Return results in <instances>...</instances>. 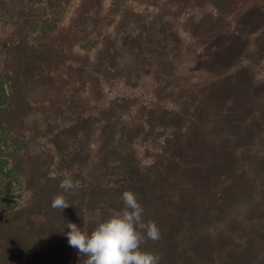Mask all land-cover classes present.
<instances>
[{"label":"trees","instance_id":"obj_1","mask_svg":"<svg viewBox=\"0 0 264 264\" xmlns=\"http://www.w3.org/2000/svg\"><path fill=\"white\" fill-rule=\"evenodd\" d=\"M103 1L88 0L70 30L55 36L60 7L70 0H0V28L9 29L0 36V213L7 214L0 220V264H84L66 224L91 233L123 209L127 190L143 206V220L160 228L158 241L142 245L159 264H264V69L242 54L257 45L248 42L236 55L219 49L207 74L183 70V53L163 52L171 24L155 15L141 33L125 31L116 40L133 63L112 77L78 53L69 58L62 46H103L105 67L113 65L107 29L96 33L113 22L98 13ZM109 1L116 15L126 0ZM201 1L214 16L198 23L214 34L183 32L188 45L202 39V48L211 41L224 46L228 21L246 0ZM203 56L192 63L211 60ZM63 64L64 75L42 73ZM87 74L96 98L72 81L84 85ZM148 77L154 84L140 100L139 79ZM65 173L79 182L69 192L59 187ZM60 193L72 204L63 211L51 207Z\"/></svg>","mask_w":264,"mask_h":264},{"label":"rangeland","instance_id":"obj_2","mask_svg":"<svg viewBox=\"0 0 264 264\" xmlns=\"http://www.w3.org/2000/svg\"><path fill=\"white\" fill-rule=\"evenodd\" d=\"M70 2L71 4H73L74 2L75 3L70 7ZM70 2L66 6L63 3L60 7V9L62 8L60 14H62L63 16L60 23L58 24L59 27L57 32L54 33L55 36H59L62 34V32L70 30L71 25L74 22H77L81 13L87 11L90 8L88 0H75L74 2L73 0H70ZM193 2L195 3V5L189 9L185 8L184 4L178 3V1L176 0H126L123 3V10L116 15H113L109 13L110 1L105 0L98 6V13L100 16H106L108 20L112 19L113 22L108 25V22L106 20V22H103L104 25L100 26L101 29L96 30V33L102 34L105 28L107 29V37L112 41V43L110 44H112L114 46V49L116 50V53L111 59L114 60L113 65L111 67H105V62L102 60L104 56L103 54L105 52V50L102 49L103 46L91 50L82 48L80 49L79 46L70 49V44L65 43L62 45L64 46L63 51H65L66 56L69 55V58L70 53H78L82 60H85L87 63H90L92 65L98 66L105 72H109L112 77L121 76L124 72L129 71L130 66L133 63V56L128 50L120 48V45H118L116 40L123 36L125 31H133V35L141 33V31L144 29V26H148L149 22L152 21L155 15H159L163 18V20L168 21L169 25L171 24L169 28L164 31L168 35V42L166 43L167 46L165 47V49H163V52H172L175 54H177V52H179V54L183 53L181 55H185V57H182V59L177 62V64H179L184 61L182 63V68H184L183 70H185L187 66L193 68L200 67L201 69H204V74H207L208 71H212L215 68L217 60L213 59L217 58L216 52H218L219 49L226 47L224 52L225 54H228L231 51V53H234V55H236L238 54V50L240 48H244V46L248 42L250 44L253 43V45L257 46L250 50V56L246 52H243L242 54H244V58L247 60L251 58V62H258L260 64V67L263 63L264 69V0L244 1V5H242L244 9H241L240 7L241 15H238V13H236L238 18L236 20L234 19L228 21L231 23V26L228 34L229 36L225 37H229L226 44H224L223 46L220 45V41H211L208 46H205L203 48L202 46L204 45H201L202 39L194 40L191 44L188 45V43H190V40L187 39V35L183 32H186L188 34H195V32H198L199 34L209 35L210 37V35L214 34V32H212V30L209 31L208 28L205 29V24L200 22L198 23V21H200L199 19L203 17L204 14H206L203 19L213 23V21L210 20L211 16L209 15L214 16V12L211 7L209 8V6H207V4H205L201 0H193ZM250 6L251 8H249ZM236 10H238V6ZM127 12L133 13L131 18H128ZM224 23H219L217 27L218 33L216 36L218 38L222 37L221 32L223 29L219 30V27L223 26ZM215 26L217 25L215 24ZM8 30L9 29H7V27L0 28V36H4ZM68 40H70V38H68ZM179 41L187 44V46L181 45ZM60 42V38L56 40V43ZM229 45H233V47ZM200 53L201 55L206 56V59L209 57L211 58V60L209 62L203 60L202 63L196 61L200 64H193L192 62H194V55L197 56ZM67 64L70 65V60L69 62H67ZM66 72L67 66L65 64L60 65L57 68L56 66H53V70L50 72H47L45 70L42 71V73H45L44 75H50L52 77H55L56 75H64ZM84 76L86 79V83L84 82V85L82 84L81 80H78V78L72 80L74 85L81 91H83L82 93H85L88 98H96L99 95V92L97 91L95 86V79L92 78L89 74L82 75V78ZM67 78L70 83V74ZM139 84L140 86L138 91L136 92V95L140 100H144V98L148 96L154 83L152 79L148 77L142 80L139 79ZM115 88L117 90L125 92L126 94L135 93L134 91L131 92L128 89H124L122 87V84H117ZM133 117V114L129 116L131 121L133 120ZM6 215L7 214L0 213V220L5 219Z\"/></svg>","mask_w":264,"mask_h":264},{"label":"clouds","instance_id":"obj_3","mask_svg":"<svg viewBox=\"0 0 264 264\" xmlns=\"http://www.w3.org/2000/svg\"><path fill=\"white\" fill-rule=\"evenodd\" d=\"M70 174L65 173L59 187L69 192L78 187ZM124 207L106 220L98 223L89 233L68 222L66 233L68 243L86 257L84 264H159L160 257L155 252L142 248L147 240L158 241L160 228L154 221L143 220L144 208L131 191H124L121 197ZM63 193L53 197L51 207L64 210L71 206Z\"/></svg>","mask_w":264,"mask_h":264}]
</instances>
